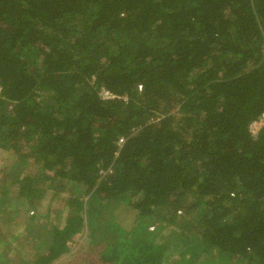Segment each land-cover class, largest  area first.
<instances>
[{
	"label": "trees",
	"instance_id": "obj_1",
	"mask_svg": "<svg viewBox=\"0 0 264 264\" xmlns=\"http://www.w3.org/2000/svg\"><path fill=\"white\" fill-rule=\"evenodd\" d=\"M0 88V264H264V0H0Z\"/></svg>",
	"mask_w": 264,
	"mask_h": 264
},
{
	"label": "rangeland",
	"instance_id": "obj_2",
	"mask_svg": "<svg viewBox=\"0 0 264 264\" xmlns=\"http://www.w3.org/2000/svg\"><path fill=\"white\" fill-rule=\"evenodd\" d=\"M263 124H264V120L261 121L258 124H255L252 127V131L254 132V134L257 133V131L259 130V128ZM5 157H6L5 153L4 154L0 153V168H1V165H2ZM6 165H5V167H6ZM2 171L0 172V176H3L2 175L3 174ZM5 179L6 178L4 176L0 178V192H1V187L3 185L6 187V185H8V183H9L10 179L8 180L7 184H6L7 181L2 184L1 182L4 181ZM69 192H71V191H69ZM52 193L53 192L50 191V193H48V194L46 193L44 195L45 197H41V199H39V203H38V206H37V209H38V212H37L38 218L37 219L40 222H44V223L47 222V223H49V225L52 224V223L58 224L62 220L64 215H66V212H67V210L65 208V206H66L65 201L68 198V194L62 192L59 197H56L54 200H51V198H50L51 196L50 195H52ZM82 199H83V202L85 204L84 206H86L85 210H84L85 213L84 212L83 213L87 215L86 216L87 220L90 221V219L93 218L95 205L94 204H88V202H87L88 198L86 196L83 197ZM14 211H15V212H13L14 214H17L19 212L17 209H14ZM107 215H109V214H107ZM19 217H21V218L18 219V221H21L22 220V216H20V213H19ZM87 223H88V221H87ZM37 226H38V224H36L35 222L32 224V227L35 230H36ZM103 228L99 229L98 230L99 234L95 235L93 237V239L95 241H96V239L100 240L102 235H104V236L106 235L105 233L103 234ZM167 231H169V230H163L164 239H166V232ZM5 236H6V234L4 232H2V234L0 235V237H5ZM90 238H91V236H90V228H87L85 226V229L83 230V233H81L79 236H77L74 239V242L70 245V251H68V253L62 255L53 264H65V262L71 256H73L77 252V250H79L83 245H85V244H87L89 242ZM34 241L35 240H32V235H26L24 233V236L22 238H20L19 240L10 242L9 245L7 246V248L5 249V260L6 261L3 264H19V263H22V261L24 259L27 260L28 259L27 258L28 257V253H26L25 251H27V250H29L31 248L30 246L34 243ZM159 241H161V240L159 239ZM165 241L166 240H164V242Z\"/></svg>",
	"mask_w": 264,
	"mask_h": 264
},
{
	"label": "built area",
	"instance_id": "obj_3",
	"mask_svg": "<svg viewBox=\"0 0 264 264\" xmlns=\"http://www.w3.org/2000/svg\"><path fill=\"white\" fill-rule=\"evenodd\" d=\"M0 92H1V89H0ZM103 94H104V95H103L104 98H108V97H110L106 92H104Z\"/></svg>",
	"mask_w": 264,
	"mask_h": 264
}]
</instances>
